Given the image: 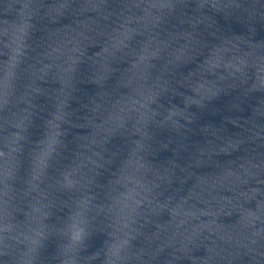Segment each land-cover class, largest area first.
I'll return each mask as SVG.
<instances>
[{
	"label": "water",
	"instance_id": "95a60500",
	"mask_svg": "<svg viewBox=\"0 0 264 264\" xmlns=\"http://www.w3.org/2000/svg\"><path fill=\"white\" fill-rule=\"evenodd\" d=\"M7 2L101 142L159 263L202 264L209 240L184 253L167 238L211 218L177 229V204L199 213L216 197L217 223L244 239L214 264H264V232L251 236L264 222L240 228L242 213L264 206V0Z\"/></svg>",
	"mask_w": 264,
	"mask_h": 264
},
{
	"label": "clouds",
	"instance_id": "9594fccd",
	"mask_svg": "<svg viewBox=\"0 0 264 264\" xmlns=\"http://www.w3.org/2000/svg\"><path fill=\"white\" fill-rule=\"evenodd\" d=\"M157 7H168L166 4L156 5ZM232 5L230 3H221L217 2L213 4V7L216 8H228ZM235 47V45H233ZM227 50V49H224ZM222 51L221 49H217V53ZM219 59L218 54H214L212 63H216ZM235 63L231 64V67L239 71L240 65L243 64V61L238 57L235 58ZM260 76V83L264 84V65H262ZM10 73H5L2 84H0V88L6 90L8 85V78ZM203 87V86H201ZM209 89L205 88L204 92H208ZM233 176L232 173H227L224 177H221V180H226L228 177ZM214 182L209 187H214L216 183ZM144 191H149L148 188H144ZM216 197H210L209 200L205 201L206 208L201 210L199 213L186 211L180 207L179 204L175 206V214L179 215L181 219L178 221L176 228L178 229L181 224L185 223L186 218L195 217L197 220L200 215H205L211 217L207 221L200 222L198 224L192 225L191 229L185 228L183 231H173L172 235L169 236L168 242L171 246L172 244L178 245L176 248L177 251L186 253L189 244H194L196 240H200L203 242L204 240H209L210 243L207 246L208 255L203 258L202 264H214L215 261L223 262L226 257H231L233 255V251L229 249L238 248L241 246V242L244 237L241 236L239 229L225 228L224 225L218 224L216 221V217H218L220 213V208L213 209L211 206V200H215ZM225 198L221 197L220 200ZM220 200H217V203H220ZM224 205L221 204L222 208ZM257 222H264V206H260L256 211H246L241 215L240 228L248 229L255 225ZM7 227V226H5ZM123 228H127L128 224L125 222L122 226ZM264 232V228L253 229L251 236L255 237L260 233ZM39 235V233H36ZM131 233L129 231L122 232V235L119 236L110 246L109 256L110 260L108 264H115V262L126 261L131 258H139V253H129V238ZM219 241V244L217 243ZM254 242L251 238H249V243ZM31 243H35V239H31ZM229 245V249H225L223 245ZM31 249H29L30 251Z\"/></svg>",
	"mask_w": 264,
	"mask_h": 264
}]
</instances>
